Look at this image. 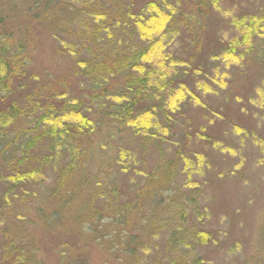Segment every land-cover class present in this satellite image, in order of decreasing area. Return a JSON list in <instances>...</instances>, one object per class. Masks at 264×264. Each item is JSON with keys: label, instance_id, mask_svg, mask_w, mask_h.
Returning a JSON list of instances; mask_svg holds the SVG:
<instances>
[{"label": "trees", "instance_id": "trees-1", "mask_svg": "<svg viewBox=\"0 0 264 264\" xmlns=\"http://www.w3.org/2000/svg\"><path fill=\"white\" fill-rule=\"evenodd\" d=\"M54 1L63 3L54 10L60 15L54 20L52 11L44 12V23L62 54L72 57L71 65L84 82L86 98H74L66 89L54 85L33 89L22 101L5 100L25 68L23 60L0 53V212L5 207L15 213L10 205L12 197L16 199L37 187L47 170L57 166L56 159L65 157L67 161L57 167L44 194L51 210L38 211L36 215L44 228H60L69 214L65 210L73 206L71 211L83 209L80 216L85 218L81 220L85 235L96 241L106 256L121 264H204L196 248L209 245L213 239L208 232L185 226L186 202L178 199L181 192L175 187L182 155L174 154L157 164L142 180L138 178L140 170L133 187L121 191L112 177L97 181L88 173L81 139L100 124L138 134L136 123L141 119L146 123L162 110L165 135L152 131L144 138L163 142L176 122L167 114L172 107L173 113H178L187 99L207 110L194 89L188 96L184 89L186 81L187 87L195 82L194 71L200 72L202 66L195 54L199 53L206 67L227 59L231 52L232 59L234 55L243 59L250 49L239 48L238 41L225 42L203 60L206 54L200 55V40L191 25L201 27L206 13L218 9L220 0H140L138 4V0ZM50 2L45 10L51 7ZM151 19L156 20L157 31L149 42L140 34L143 24ZM182 23L190 32L188 48L194 51L181 58L174 53L172 64L166 54L153 62L156 53L149 50L152 40L159 42L164 37L162 44L170 51L172 43L167 40ZM253 25L264 31V9L250 21L249 26ZM132 35L142 44L133 37L139 43L135 44ZM159 91L162 92L157 94ZM114 161L121 171L128 170L124 158L119 156ZM157 193L163 196L153 202ZM196 206L195 215L200 212ZM17 218L26 224L27 218L17 214L12 221ZM0 235V264H39L31 260L38 250L25 225L6 224L0 214Z\"/></svg>", "mask_w": 264, "mask_h": 264}, {"label": "rangeland", "instance_id": "rangeland-1", "mask_svg": "<svg viewBox=\"0 0 264 264\" xmlns=\"http://www.w3.org/2000/svg\"><path fill=\"white\" fill-rule=\"evenodd\" d=\"M53 1L0 0V53L23 60L25 68L5 100L22 101L33 89L43 90L54 85L63 91L66 89L74 98L85 97L84 82L75 75L72 57L62 54L47 22L44 23V12L52 11L54 20L60 15L54 10L63 3ZM47 2L51 7L45 10ZM218 6L211 9L210 14L206 13L201 27L196 23L191 25L200 40V55L206 54L203 60L225 42L238 41L239 48L250 50L243 59L236 55L232 59L231 52L232 55H226L227 59L206 67L199 53L194 52L202 66L200 72L194 71L195 82L187 87L189 82L186 81L184 89L186 87V96L194 89L207 110L187 99L178 113H173L175 107H172L167 114L176 122L169 129L170 136L161 143L144 138L152 131L165 135L161 127L164 116L159 110L156 118L136 123L138 134L100 124L97 130L81 139V144L87 154L88 173L97 181L112 177L121 191L133 187L139 180L136 173L140 170L138 178L142 180L154 166L174 154H181L175 187L181 192L178 199L186 202L185 226L208 232L213 239L207 246H198L196 254L202 256L204 264H264V31L249 26L264 9V0H220ZM155 24L156 20L151 19L142 26L140 35L147 41L152 35L156 36ZM186 27L180 24L167 40L172 43L170 51L162 44L166 41L164 37L159 42L152 40L149 50L156 53L153 62L166 54L172 64L174 53L181 58L194 51L188 48L190 32ZM131 37L135 44L141 42L138 37ZM174 92L180 98L176 89ZM170 98L172 100L173 96ZM119 156L124 158L127 171H121L115 164L114 158ZM64 158L56 159L57 166L47 170L42 181L37 179L40 181L37 187L26 195L8 199L15 213L4 207L0 214L6 224L25 225L29 229L38 250L31 260L36 259L39 264H121L106 256L98 243L85 235V223H81L85 218L80 216L83 209L67 208L65 212L69 214L61 221L60 228L52 230L44 228L37 218L38 211L51 210L44 194L57 167L67 161ZM162 196L157 193L153 202ZM194 205L199 214L195 215ZM16 214L27 218L26 224L18 218L13 222ZM153 248L152 252L159 246Z\"/></svg>", "mask_w": 264, "mask_h": 264}]
</instances>
